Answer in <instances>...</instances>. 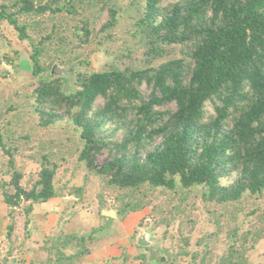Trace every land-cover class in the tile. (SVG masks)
<instances>
[{
  "label": "trees",
  "instance_id": "16d2710c",
  "mask_svg": "<svg viewBox=\"0 0 264 264\" xmlns=\"http://www.w3.org/2000/svg\"><path fill=\"white\" fill-rule=\"evenodd\" d=\"M102 4L107 19L98 23L92 18L95 0H0V21L31 44L39 124L72 121L85 140L80 159L120 188L174 189L178 177L183 188L203 186L210 202L262 194L264 0H143L135 22L145 47L139 64L73 69L90 65L81 51L95 31L111 37L117 26V9ZM55 62L71 64L70 74L53 75ZM99 155L107 156L101 166L95 162ZM41 162L31 188L22 185V172L3 168L0 188L11 218L22 202L28 216L34 203L58 195V165L46 157ZM146 203L130 199L119 216ZM87 238L92 235H69L51 246ZM241 251L231 249L219 264H246ZM58 254L67 257L61 247ZM138 258L151 264L148 253Z\"/></svg>",
  "mask_w": 264,
  "mask_h": 264
},
{
  "label": "rangeland",
  "instance_id": "374dc122",
  "mask_svg": "<svg viewBox=\"0 0 264 264\" xmlns=\"http://www.w3.org/2000/svg\"><path fill=\"white\" fill-rule=\"evenodd\" d=\"M103 2L117 9V26L111 31V37L96 35L95 31L81 51V57L90 65L76 64L73 69L99 71L128 63L139 64L143 58L145 47L135 26L143 0H95L97 7L92 18L98 23L107 19V11H99ZM31 49L30 42L21 41L12 25L0 21V142L4 147L0 146V175L3 168L16 169L24 174L22 185L31 188L38 177L42 158L46 157L50 165H58L57 192L67 191L81 197L76 217L87 211L95 216L97 224V218L100 222L103 220L105 207L119 210L124 202L142 198L147 202L143 208L145 217L136 233H147L148 250L157 256V264H219L231 249L242 250L246 264H264V192L246 193L239 201L218 203L203 198V186L183 188L178 177L174 189L146 185L135 191L109 184L106 177L80 159L85 140L72 121L65 118L49 127L39 124L32 96L38 78L32 73ZM57 64L67 69L63 76L70 74L71 64ZM106 159V155H99L95 162L101 166ZM0 194L3 198L1 188ZM27 205L22 202L19 212L26 215ZM143 209L139 210L141 214ZM135 212L138 211L119 216L118 221L109 219L105 221L106 226L102 222L99 227L85 225L78 217L72 226L84 228L86 237L93 232L95 238L123 237L126 234L121 222ZM137 217L132 215L129 220L135 221ZM113 223L114 234L105 235L103 229ZM92 239L75 245L91 246ZM162 256L167 259L165 262Z\"/></svg>",
  "mask_w": 264,
  "mask_h": 264
},
{
  "label": "crops",
  "instance_id": "0c3cea01",
  "mask_svg": "<svg viewBox=\"0 0 264 264\" xmlns=\"http://www.w3.org/2000/svg\"><path fill=\"white\" fill-rule=\"evenodd\" d=\"M79 199L81 197L75 194L58 191L56 197L46 202L34 203L32 212L28 216L19 212L21 209L17 208L11 218L10 207L0 197V264H142V260L138 258L142 253H148L150 263L157 264V256L153 251L147 250L150 244L149 240L147 243V240L139 237L141 231L136 233L145 217L144 209L143 214L138 210L121 222L126 234L123 237L105 239L97 236L95 238V233H93V239L89 241L92 245L87 244L85 252H80L79 248L81 249V247L75 245V240L67 242L65 245L64 242L63 244L58 242L52 247V242L63 241L69 235L85 237L84 228L72 226L78 217L85 225L90 223L93 227H99L102 222L106 226L105 221L112 218L116 221L119 220L117 209L116 217L103 213L101 222L100 218H97L98 224L95 223V216L87 211L81 212L76 217L75 210L79 208ZM111 209L105 207L104 212ZM132 215H138L135 221L134 219L129 220ZM26 220H28L27 225L25 224ZM13 222H15L14 230L9 236L8 225ZM131 223L137 227H132ZM113 227L114 223L109 225V228L105 227L103 233L114 234ZM94 238L96 243L93 244ZM145 241L147 245L142 244ZM59 247L67 257L60 258Z\"/></svg>",
  "mask_w": 264,
  "mask_h": 264
},
{
  "label": "water",
  "instance_id": "95a60500",
  "mask_svg": "<svg viewBox=\"0 0 264 264\" xmlns=\"http://www.w3.org/2000/svg\"><path fill=\"white\" fill-rule=\"evenodd\" d=\"M51 73L55 76H63V75H66L67 74V69L63 66H60L59 64H54L53 67H52V70H51ZM105 214L107 215H111V216H114L116 217L117 216V211L114 210V209H111V210H107L106 212H104ZM139 237L142 238L143 240H147V233L145 232H140L139 234ZM147 243H148V240H147ZM144 245H147L146 244V241L144 243H142ZM68 253V252H66Z\"/></svg>",
  "mask_w": 264,
  "mask_h": 264
}]
</instances>
